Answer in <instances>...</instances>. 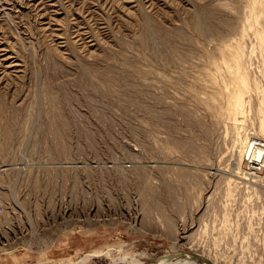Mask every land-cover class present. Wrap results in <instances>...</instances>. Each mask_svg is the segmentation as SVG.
I'll return each instance as SVG.
<instances>
[{
  "label": "rangeland",
  "instance_id": "obj_1",
  "mask_svg": "<svg viewBox=\"0 0 264 264\" xmlns=\"http://www.w3.org/2000/svg\"><path fill=\"white\" fill-rule=\"evenodd\" d=\"M263 32L264 0H0V264H264Z\"/></svg>",
  "mask_w": 264,
  "mask_h": 264
},
{
  "label": "bare ground",
  "instance_id": "obj_2",
  "mask_svg": "<svg viewBox=\"0 0 264 264\" xmlns=\"http://www.w3.org/2000/svg\"><path fill=\"white\" fill-rule=\"evenodd\" d=\"M264 33V32H263ZM263 33H259V36L261 37V39H262V45L264 46V34ZM240 83V82H239ZM239 89L237 90V95H236V97H235V100H234V104L232 105V109H233V111H234V113L235 114H240L241 113V111H239V108H240V106H241V104H242V95H243V93H244V91H246V87H245V85L243 84V83H241L239 86ZM242 109V107L240 108V110ZM240 112V113H239ZM243 113V112H242ZM237 118L239 117V118H241L242 116L241 115H238V116H236ZM259 132L263 135V139H264V124L263 123H261V126H260V129H259ZM253 142H251V144H252V146L254 147V148H257V147H262V148H264V142H261V141H259V140H252ZM260 143H261V145H260ZM263 144V145H262ZM254 150L255 149H252L251 148V152L252 153H254ZM206 261V260H205ZM187 263H191L190 261H185L183 264H187ZM206 264H208V263H206ZM209 264H215L214 262H209Z\"/></svg>",
  "mask_w": 264,
  "mask_h": 264
}]
</instances>
